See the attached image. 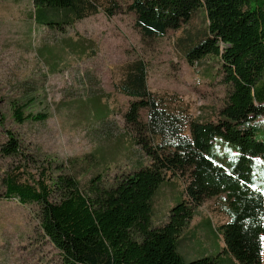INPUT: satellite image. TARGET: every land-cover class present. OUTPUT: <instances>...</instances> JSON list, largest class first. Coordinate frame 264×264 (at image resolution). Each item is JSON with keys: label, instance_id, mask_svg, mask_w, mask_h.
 <instances>
[{"label": "trees", "instance_id": "obj_1", "mask_svg": "<svg viewBox=\"0 0 264 264\" xmlns=\"http://www.w3.org/2000/svg\"><path fill=\"white\" fill-rule=\"evenodd\" d=\"M29 1L33 23L54 32L96 14L98 7L96 0ZM129 1L143 38L164 37L203 11L206 26L194 35L203 39L182 50L191 67L210 56L222 67L220 83L228 92L215 121L191 120L183 135V122L158 110L157 98L147 90L145 66L136 62L116 86L133 100L124 116L135 132L129 140L97 116L98 106L107 109L108 97L88 78L91 89L74 104L77 119L97 126L93 151L57 163L24 153L6 133L0 155L14 164L3 172L0 198L39 207V228L62 264H263L264 187L256 177L257 161L264 163V132L258 139L255 129L264 127V0ZM74 45L94 48L84 39ZM39 100L46 104L45 90L23 84L9 104L13 121L45 122L47 112L30 111ZM142 110L148 112L146 122L140 120ZM173 180L184 187L170 196L174 206L167 210L157 201L164 188L175 190ZM221 196L228 219L215 230L221 252L186 262L179 252L186 239L182 233L205 200ZM158 215L161 222L155 225Z\"/></svg>", "mask_w": 264, "mask_h": 264}, {"label": "rangeland", "instance_id": "obj_2", "mask_svg": "<svg viewBox=\"0 0 264 264\" xmlns=\"http://www.w3.org/2000/svg\"><path fill=\"white\" fill-rule=\"evenodd\" d=\"M96 3V14L54 32L33 23L29 0H0V149L6 133H11L24 153L57 163L93 151L97 126L77 119L74 104L78 97L86 96L88 78L96 81L95 89L108 97L103 101L108 110L98 106L97 116L109 120L117 134L125 132L131 140L135 132L124 116L133 100L119 94L116 86L127 67L136 62L145 66L147 90L157 98L158 110L179 118L183 135L188 134L191 120L215 121L228 92V87L220 83L222 67L212 56L200 60L202 66L191 67L183 55V50L188 52L203 39L194 37L206 26L202 10L177 31H168L161 38H143L134 27L129 0ZM82 39L92 42L94 48L76 49L74 44ZM23 84L45 90L49 105L45 107L39 100L30 109L32 113L47 112L45 122L18 125L13 121L9 104L19 98ZM59 103L71 105L56 109ZM147 116V110H142L141 122H146ZM255 130L256 138H262L264 127ZM13 164V160L0 155V196L3 172ZM257 165L261 188L264 163L257 161ZM173 184L175 190L164 188L158 196L157 203H164L167 210L174 206L170 196L184 187L181 180H173ZM223 198L205 200L182 233L186 239L179 252L186 262L221 252L222 242L215 230L228 221L222 210ZM38 212L35 204L21 206L15 200L0 198V264H62L57 250L42 235ZM159 217L152 219L155 225L161 222ZM262 242L264 264V237ZM221 257L224 259V255Z\"/></svg>", "mask_w": 264, "mask_h": 264}]
</instances>
